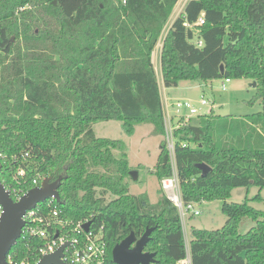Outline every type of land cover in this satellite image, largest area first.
<instances>
[{"label":"trees","instance_id":"trees-1","mask_svg":"<svg viewBox=\"0 0 264 264\" xmlns=\"http://www.w3.org/2000/svg\"><path fill=\"white\" fill-rule=\"evenodd\" d=\"M178 1L0 0L1 181L16 198L45 177L61 178L60 200L38 207L103 225L105 264H117V243L152 227L145 250L155 253V264L186 257L178 207L164 193L156 202L130 193L135 168L124 142L96 137L92 128L119 120L132 135L138 123L150 122L165 135L152 55ZM161 73L165 87L186 79L256 82L250 102L260 100L261 111L234 116L212 109L198 126L185 122L175 130V154L183 201L223 200L227 215L221 228H192V264H264V210L228 201L235 187H264V0H188L163 38ZM198 163L212 167L206 176ZM154 173L160 181L173 173L165 139ZM245 217L255 225L240 233ZM48 228L52 238L56 231ZM46 241L22 236L9 254L35 262Z\"/></svg>","mask_w":264,"mask_h":264},{"label":"rangeland","instance_id":"rangeland-1","mask_svg":"<svg viewBox=\"0 0 264 264\" xmlns=\"http://www.w3.org/2000/svg\"><path fill=\"white\" fill-rule=\"evenodd\" d=\"M169 21H171V18ZM156 47L160 48V43ZM157 75L164 98L166 94L170 97L171 103H174L177 99H190L198 109V113L189 115L186 109L176 113L175 106H171V113L176 115L174 116V124L179 122L177 116L179 114L188 115L185 121L190 125L198 126L201 116L210 113L212 109L221 115L234 116L249 115L263 109L260 100L250 102L257 93V89L252 85L253 81L250 79H230L227 83V89L223 90L222 84L225 78L208 81L186 79L182 80L178 86L165 87L160 68L157 69ZM203 97L208 100L207 104H202L201 99ZM92 128L96 137L120 139L124 142V151L138 175L137 178L133 175L127 178L130 193L136 195L147 193L151 202L158 201L163 192L160 180L154 170L158 164L161 142L165 137L157 134L154 125L150 122L138 123L132 135H128L122 130V122L119 120L98 121ZM114 153L118 157L122 156L121 150H114ZM258 194L263 199H258ZM110 198L111 196H108V199ZM245 200L257 209L264 210V187L255 184L235 187L228 198L229 202H243ZM222 205L223 200H205L200 204L201 214L188 215L183 219L187 246L191 239L193 227L213 230L221 228L225 224L227 215L223 211ZM254 225L255 221L245 217L240 224L239 232L246 233Z\"/></svg>","mask_w":264,"mask_h":264},{"label":"built area","instance_id":"built-area-1","mask_svg":"<svg viewBox=\"0 0 264 264\" xmlns=\"http://www.w3.org/2000/svg\"><path fill=\"white\" fill-rule=\"evenodd\" d=\"M187 1L188 0H179L178 3L184 5V3H186ZM198 22L200 24L204 23L203 17H200ZM196 32L199 33V30L197 29ZM158 43H160V47H162V38ZM196 43L199 46L203 45V41L201 39H197ZM229 81L230 78H225V81L222 84L223 90L227 89V83ZM201 102L202 104H207L208 100L203 97L201 99ZM171 106H175L176 113L181 112L182 109H186L189 112V115L198 113V109L194 106L193 102L190 99H177L172 105L170 104L169 98H167L166 96L163 100V110L165 119L164 139L166 142V147L170 154L173 173L171 176L164 177L160 181V184L163 193L178 207L183 222V219L188 215L195 216L202 213V210L200 208V204L202 202L185 203L182 199L180 180L176 164L175 130L181 124L186 122L185 120L188 115H177L179 117V122L177 124H174V116L176 115H173L171 113ZM181 120L184 121L181 122ZM183 145L186 146V143H184ZM19 173L20 175H24L25 171L22 169L19 171ZM34 183H37V179H34ZM26 192H18L14 200H19ZM54 200L57 199L55 197L47 199L46 201H48V206H51ZM38 205L35 208L28 210L24 215L26 224L23 227L21 237L37 235L41 238H46L47 241L44 243V245L39 248L40 258L35 262H31L30 260H23L19 262L13 260L9 254V261H14L16 262V264H36L44 255L55 252L60 246L69 242V245H67L64 249L63 260L66 262V264L106 263L108 255V243L105 239L103 225L98 226L97 224H93V221L91 219L74 221L72 219L60 217L61 211L56 206L51 207L49 212L46 213L43 212L41 207H38ZM3 211L4 208L0 204V217ZM88 222H91L89 229L85 230L84 225ZM49 226H52L54 231H56L52 238H49ZM180 264H192V257L189 245L187 246L186 257L180 261Z\"/></svg>","mask_w":264,"mask_h":264},{"label":"water","instance_id":"water-1","mask_svg":"<svg viewBox=\"0 0 264 264\" xmlns=\"http://www.w3.org/2000/svg\"><path fill=\"white\" fill-rule=\"evenodd\" d=\"M221 70L224 71V65L221 66ZM252 85L255 87L256 82L253 81ZM197 167L202 171V176H206L212 169L206 163H198ZM130 175L135 178L138 176L135 170H131ZM50 179V177H45L40 185L31 188L16 201L0 178V204L4 208L0 217V264H16V262L8 260V255L22 235L23 227L26 224L24 219L26 212L51 197L60 200L59 187L62 184V179L59 178L56 181ZM90 223L84 225L85 230L89 229ZM152 230L153 227L148 228L139 239L132 232L117 243L112 250L114 262L117 264H155V253L145 250ZM67 245L69 242L60 246L55 252L44 255L36 264H66L63 257Z\"/></svg>","mask_w":264,"mask_h":264},{"label":"crops","instance_id":"crops-1","mask_svg":"<svg viewBox=\"0 0 264 264\" xmlns=\"http://www.w3.org/2000/svg\"><path fill=\"white\" fill-rule=\"evenodd\" d=\"M186 3H184V5L177 3V5L175 6L174 11H173V15H171V17H170L171 18V21H168V23L166 24V26L164 28L165 34L163 35V33H162V37H161L162 38V43H163V38L167 34V31L169 30V28L171 27L173 21L177 18V16L184 10V7H185ZM161 49H162V47H160V48L156 47L155 50H154V52H153V55H152L153 63L155 65L156 70L158 68L161 69ZM163 85H164V82H163ZM160 88H161V85H160ZM161 92H162V99L164 100V97H163V94L164 93L162 91V88H161ZM165 96L167 98H170L166 94H165ZM169 101H170V99H169ZM170 104L172 105L173 103L170 102Z\"/></svg>","mask_w":264,"mask_h":264}]
</instances>
